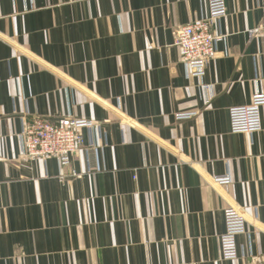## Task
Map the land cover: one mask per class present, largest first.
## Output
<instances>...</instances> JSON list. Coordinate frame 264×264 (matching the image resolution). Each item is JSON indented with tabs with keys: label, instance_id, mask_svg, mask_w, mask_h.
Segmentation results:
<instances>
[{
	"label": "crops",
	"instance_id": "crops-1",
	"mask_svg": "<svg viewBox=\"0 0 264 264\" xmlns=\"http://www.w3.org/2000/svg\"><path fill=\"white\" fill-rule=\"evenodd\" d=\"M208 0H0V264H256L264 127L229 110L264 92V0H226L220 57L192 77L175 27ZM193 116L176 118L180 112ZM93 120L69 165L30 159L27 114ZM264 126V107L262 109ZM94 143V144H93ZM230 173L232 183L214 181ZM248 220L222 257L224 209Z\"/></svg>",
	"mask_w": 264,
	"mask_h": 264
},
{
	"label": "built area",
	"instance_id": "built-area-1",
	"mask_svg": "<svg viewBox=\"0 0 264 264\" xmlns=\"http://www.w3.org/2000/svg\"><path fill=\"white\" fill-rule=\"evenodd\" d=\"M207 5L206 16L193 19L174 29L175 45L179 48L183 64L192 77H203L206 74L208 63L220 57L219 45L227 38L214 28V23L220 22L228 15L226 0H208ZM249 32L251 35L261 36L264 42V19ZM251 100V103L245 106H233L229 110L232 132L253 133L263 130L264 92L254 94ZM193 115L194 113L183 111L177 113L176 118L183 119ZM22 122V131L19 134L22 154L30 159L57 157L62 166L69 165L74 154L84 145L82 131L98 127L90 119L71 117L52 122L28 112ZM231 180L230 173L214 177V181L222 185L232 183ZM224 213L226 231L220 236L222 257L235 261L240 257L236 238L248 233V220L236 206L226 207ZM247 256L255 257L256 264H264V255L256 257L252 252L249 255H241L243 258Z\"/></svg>",
	"mask_w": 264,
	"mask_h": 264
}]
</instances>
